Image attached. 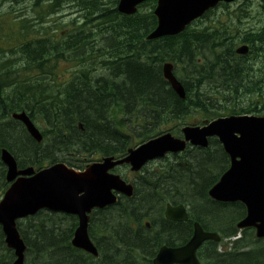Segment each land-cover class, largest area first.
I'll return each mask as SVG.
<instances>
[{
    "label": "trees",
    "instance_id": "trees-1",
    "mask_svg": "<svg viewBox=\"0 0 264 264\" xmlns=\"http://www.w3.org/2000/svg\"><path fill=\"white\" fill-rule=\"evenodd\" d=\"M6 1L18 4L26 0ZM42 1L35 0V5H41ZM50 1L52 12L62 2L82 6L83 22L73 21L60 31L55 27L54 31L27 19L19 22L15 9L12 13H0V112L6 115L17 110L29 112L34 120L44 123L45 135L50 138L49 143L39 145L19 122L0 123V149L3 146L12 149L21 161L42 165L64 156L70 158L74 154L81 159L85 154L92 156L99 152L121 156L132 142L128 131L137 132L139 138L152 137L192 111L200 112L206 119L226 110L243 111L246 108L236 101L252 93L261 97L264 94L263 86L261 89L252 78V67L233 62L232 47L220 48L225 46L227 37L212 39L186 33L148 40L147 35L157 25L152 10L123 15L116 8L117 0ZM44 13L41 19L45 18ZM246 40L252 45V54H259L264 33ZM207 48L214 54L207 57L210 51ZM199 50L205 54L207 66H195ZM167 60L178 66L187 65L191 71L184 82L188 91L185 99L175 93L163 76L162 65ZM64 62L76 64L72 78H66ZM230 95L232 107H218L213 102V97L227 100ZM7 139L23 149L6 144ZM227 161L217 146L202 149L187 162H169L159 174L154 173L149 180L137 184L133 200L99 217L100 230L107 231L98 242L103 251L100 260L77 255L68 245L65 218L42 219L39 225H32L44 252L39 262L141 264L140 259L148 262L160 245L184 243L192 231V223H173L164 218L159 225L156 223L168 201L190 204L193 219L206 228L218 227L214 230L221 231L223 236L235 235L234 223L243 215L244 206L225 205L208 198L209 188ZM148 215L152 217L153 229L140 223L141 217ZM24 235L29 241L30 236ZM244 245L236 241L233 251L221 253L218 243L210 241L202 247L200 256L205 264H262L264 247L240 252L238 248ZM33 246L30 247L36 252ZM63 249L65 253H61ZM125 254L127 259L122 257Z\"/></svg>",
    "mask_w": 264,
    "mask_h": 264
},
{
    "label": "water",
    "instance_id": "water-1",
    "mask_svg": "<svg viewBox=\"0 0 264 264\" xmlns=\"http://www.w3.org/2000/svg\"><path fill=\"white\" fill-rule=\"evenodd\" d=\"M144 0H121L120 10L133 13L136 5ZM219 0H159L156 14L159 17L158 28L150 35L159 37L181 30L189 19H183L186 13H196ZM173 65L164 66L165 78L172 84L177 93L184 97L185 90L176 79ZM15 117L22 119L30 132L41 140V134L24 114ZM185 139H177L172 134H165L151 140L130 155L114 161L105 158L103 163L92 164L85 171L78 172L65 164H57L33 177L18 178L7 192L0 204V222H3L7 241L16 249L18 259L14 264H24L23 241L15 228V219L35 212L40 207H50L78 214L80 226L77 228L73 243L96 254V249L88 235V212L95 206L104 207L115 201L112 189L128 192L119 178L108 173L117 164L130 162L134 169H139L148 159L163 156L168 151L178 152L186 148L188 141L207 146L208 137L219 135L225 150L231 155L232 167L210 190V195L220 201H243L247 206V216L239 227L254 226L259 237H264V117H230L221 118L209 125L184 128ZM238 157L240 158L238 160ZM3 159L9 165L8 179L18 174H32L33 169L17 170L16 160L7 151ZM166 216L170 219L186 220L188 218L184 205L167 206ZM208 239L220 240L217 233L206 232L199 223L189 242L181 247L163 246L155 264H199L196 251Z\"/></svg>",
    "mask_w": 264,
    "mask_h": 264
},
{
    "label": "rangeland",
    "instance_id": "rangeland-1",
    "mask_svg": "<svg viewBox=\"0 0 264 264\" xmlns=\"http://www.w3.org/2000/svg\"><path fill=\"white\" fill-rule=\"evenodd\" d=\"M73 3H64V2H62V9H64V10H60L59 12L54 13V14H52L49 17H47V15H46V18L40 19L39 16H41L43 14L42 8L40 6H35L33 0H27L25 3H21V4L15 5V8L17 9L16 15H20L21 16V17H18L16 19H22V18L27 17L28 19H30L31 23H36V22L44 21V23L42 24V26L51 27V28H53L54 31H55L54 28L57 27V28H59V31H60V30H62L64 28H66L65 26L68 23H71L72 20H74V19L80 20V17L83 15V12L84 11H79V9L82 8V6H80V5H77L76 6ZM44 7H46V4L44 5ZM10 9H11L10 3L4 4L2 2L0 4V13H6L7 11H10ZM33 34L34 33H32V35ZM208 49L209 48H207L206 50H208ZM211 53L212 52L207 51L206 55L207 54L211 55ZM202 57L203 58H206V56H205L204 53H201V55L198 56V58H202ZM207 57H208V55H207ZM19 63H20V61L17 62V64H19ZM204 64H206V61H205ZM64 66L65 67H68V69H67L68 72H70V71H72V70L75 69L70 62L69 63H65ZM177 71H179V69ZM180 72H181V70H180ZM216 98H219L221 100V103L226 104V105H230V104L233 103L231 99H228L226 101L221 96H218ZM246 100L252 101V97L248 95V96H246ZM243 105H247V102L243 103ZM252 114L264 115V112H262V113H252ZM201 116L202 115H201L200 112H198L196 110L195 111H192L190 114L184 116L183 118L177 119L175 121L170 122L167 126H165L163 128V130L169 129V130H171V132L174 135L179 136L180 135L179 131L182 129V127L185 124H190L191 125L192 123H196V122L198 123L200 121V119H201ZM0 121L2 123L9 124V119H8V117H7L6 114H0ZM38 124L40 125L41 123L38 122ZM16 129L19 130L17 127H16ZM0 131H1V129H0ZM21 142H23L22 139H21ZM5 143L6 144H10L11 147H15V145L13 144V142L11 140H9V139H7ZM5 143H3V144H5ZM214 146H217V148H220L219 145H212V148H214ZM3 147H5V146H3ZM3 147H1V148H3ZM15 148L23 149L22 147L17 146V145H16ZM24 148L26 149V147H24ZM220 150H221V148H220ZM196 153H200V152L198 150H194L193 151V149L192 150H189V151H185L183 153L178 154V156H171L169 158V161L172 162V161L177 160L178 162H181V161L187 162V160L190 159L191 156L193 154H196ZM32 155H28V156H32ZM100 157H101L100 154H95L94 157L92 156V160L90 162H88V163H91L94 159H99ZM166 161H164V162H166ZM160 164L161 163L157 162V163L152 164L151 166L156 167V166H159ZM161 166L162 165H160V167ZM161 213H162V211L160 210L159 215ZM52 214L54 215V213H52ZM49 217H51V216H48L46 214L45 215H42L41 214L38 217H36L35 219L34 218L27 219V220L24 219V222H26V225H27L26 226V234H27V236H30V237H28L29 238V244H30V246H33V245H31V243H34V246L36 247V252L34 251L35 249L33 250L30 247L31 248V251L28 252V254L26 256V264H36L37 262L40 263L39 260L43 256V253L44 252L42 251V253H41V249L39 248L40 247V244L39 243H41V242H40V239L33 232V230H32L33 226L32 225L35 224L34 222H38V221H41L42 219H47ZM61 219H64V220L67 221V223L64 224V228H65V226H67V230H68V233H69L70 232V229L72 228L73 220H71L70 218H69L70 219L69 220V219H67V217H61ZM217 228L218 227H214V229H217ZM241 235L242 234H240V236ZM68 237L70 238V233L68 234L67 238ZM247 238H248V240H247L248 243H251L253 245L258 243V244H260L259 246L264 247V240L257 242L258 237L256 236L255 232H250L247 235ZM231 241L232 240H230V239H224L222 241L221 245L219 246V248H222V250L223 249H226V248L230 249L232 247V242ZM34 246H33V248H34ZM247 247H246V249L249 250V247H251V246H247ZM112 251L113 250H111V252ZM61 253H65V250L63 249L61 251ZM112 254H113V252H112ZM8 256L9 255L7 254V252L2 247V244H0V262L2 264H7L8 260H9ZM46 257L44 256L43 258H45L44 260L46 261V263H48ZM122 257L124 259H127L126 254L124 256L122 255ZM35 258H37V259H35ZM55 259H56V257H55ZM3 260H5V261H3ZM263 260H264V258L261 260L262 264L264 263Z\"/></svg>",
    "mask_w": 264,
    "mask_h": 264
},
{
    "label": "bare ground",
    "instance_id": "bare-ground-1",
    "mask_svg": "<svg viewBox=\"0 0 264 264\" xmlns=\"http://www.w3.org/2000/svg\"><path fill=\"white\" fill-rule=\"evenodd\" d=\"M161 211H162V209H161ZM162 219H163V216H162V213L159 215V218H157L156 219V223L159 225V222L160 221H162ZM24 234H26V230L24 231ZM0 239H1V235H0ZM0 242H1V244H2V240H0ZM39 246V245H38ZM157 250V249H156ZM41 253H42V251H41ZM8 258H9V260H8V262H10L11 261V257L10 256H8ZM35 259H37V258H35ZM45 259V258H44ZM43 259V260H44ZM3 261H5V260H3ZM36 261V260H35ZM7 262V263H8ZM0 264H2L1 262H0Z\"/></svg>",
    "mask_w": 264,
    "mask_h": 264
}]
</instances>
